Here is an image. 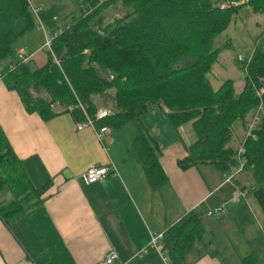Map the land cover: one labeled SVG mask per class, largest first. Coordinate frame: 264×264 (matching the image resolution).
<instances>
[{"label":"trees","instance_id":"trees-1","mask_svg":"<svg viewBox=\"0 0 264 264\" xmlns=\"http://www.w3.org/2000/svg\"><path fill=\"white\" fill-rule=\"evenodd\" d=\"M86 7L61 29L52 50L60 66L47 53V62L35 67L30 60L7 71L3 82L18 94L25 111L43 121L58 114L52 105H84L90 116L107 110L109 116L97 126L120 129L139 121L152 106H162L177 129L191 123L196 142L180 160V169L211 165L220 174L237 166V151L231 147L232 127L252 117L264 90V53L255 50L242 90L232 81L214 89L208 79L219 50L213 42L248 7L264 14V0H76ZM120 7L123 15L105 23L102 13ZM38 27L29 0H0V61L15 63L13 43ZM31 91L38 94L32 96ZM264 108V93L262 94ZM76 121L83 119L74 109ZM244 143V170H251L257 184L264 182V110ZM133 149L149 185L166 181L158 160V147L138 122ZM241 144V143H240ZM44 187L34 190L22 163L15 156L0 127V194L8 192L16 202L40 197ZM253 196L264 215V190ZM202 216L187 212L172 225L161 241L169 264H189L188 256L204 241ZM37 264H43L36 260ZM248 259H243L246 264Z\"/></svg>","mask_w":264,"mask_h":264},{"label":"crops","instance_id":"crops-1","mask_svg":"<svg viewBox=\"0 0 264 264\" xmlns=\"http://www.w3.org/2000/svg\"><path fill=\"white\" fill-rule=\"evenodd\" d=\"M42 27L22 36L27 40L15 49L27 53L37 67L47 62V56L45 62L36 59L44 51L42 42L47 36ZM1 70L0 127L34 190L44 189L40 197L21 203H15L8 192L0 194V264H37L36 260L43 264H104L110 252L118 257L113 264H169L155 250L140 258L136 255L152 236L163 235L187 212L201 215L202 225L206 215L214 221L224 219L228 227L225 218L237 219L249 204L248 194L243 198L245 207L238 200L231 203L235 187L246 192V186L241 188L234 179L241 172L224 175L211 165L180 169L178 162L187 157V149L197 138L191 123L175 129L162 106L150 107L139 118L158 147L166 177L160 186L152 187L132 148L137 128L125 132L131 122L108 131L99 142L89 129L76 131L74 116L62 113L64 107L58 104L52 105L58 115L43 121L36 113H27L18 94L6 88V72ZM110 164L115 174L96 184L84 182L87 168ZM228 175L231 181L226 180ZM217 207H226L227 214L207 216ZM236 227L240 229V225ZM209 240L195 246L189 264H225L210 251Z\"/></svg>","mask_w":264,"mask_h":264},{"label":"rangeland","instance_id":"rangeland-1","mask_svg":"<svg viewBox=\"0 0 264 264\" xmlns=\"http://www.w3.org/2000/svg\"><path fill=\"white\" fill-rule=\"evenodd\" d=\"M29 3L32 12L33 10H38L37 14L33 13V15L35 16L38 28L43 26L42 28H44L47 36H50L57 30L63 29L73 17H78L82 12L86 11V7L80 6L76 0H29ZM122 15V9L118 6L109 7L102 13L105 23H110ZM51 31L53 32L50 34ZM45 39L42 42V49H44ZM24 40L27 39L20 37L12 45L11 49L15 59L16 52L18 51L15 49ZM213 47L219 50V52L217 62L213 64L211 73L208 74L212 87L216 90L223 82L230 80L238 93L245 84L244 71L242 70V65L238 62V57L241 56L246 61L252 57L255 50L264 53V14L254 13L249 8L241 9L230 26L215 38ZM46 53L45 50L40 52L36 56V59L45 62ZM11 62V58L0 61L2 73L8 71V66ZM31 94L34 97L38 96L34 91H31ZM250 118L246 123L250 121ZM138 122L140 121H132L125 131L126 134H129L135 128H137L135 131L137 134ZM133 127L134 129H129ZM108 131L112 132L116 130L108 128ZM244 133L245 130L242 122H237L233 125L231 147L234 150H238L240 147V143L245 136ZM201 171L207 175L205 167L201 166ZM243 171L236 175L234 179L241 188L246 186L249 204L245 207L244 200L242 198L238 199L237 202L244 205L245 209L240 214H237L238 220L234 219L233 216L232 220L229 219L230 216L225 218V220H228V227H226V223H223L224 219L214 221V219H209L205 215L203 217V226L207 237L204 236V239L208 238V240H212L213 246L211 245L210 251L219 255L225 264H243L240 260L241 258L242 260H249L246 264H264V232L262 231L264 229V215L253 196V192L256 189L262 188L264 190V182L257 184L250 170ZM230 176L228 175L226 178H230ZM237 224L240 225V229L236 227L238 226ZM211 246L208 245L207 247ZM206 249L208 250V248Z\"/></svg>","mask_w":264,"mask_h":264},{"label":"built area","instance_id":"built-area-1","mask_svg":"<svg viewBox=\"0 0 264 264\" xmlns=\"http://www.w3.org/2000/svg\"><path fill=\"white\" fill-rule=\"evenodd\" d=\"M106 0H96L97 5H101ZM38 10H33V13L36 15ZM61 33V30H57L53 32L50 36H46L45 44H44V50L51 56L52 61L55 65L60 66L59 61L56 59L53 50H52V43L53 40L58 37ZM31 57H29L22 49L18 50L16 52V59L15 63H10L8 66V71H13L16 69V67L19 64H26L29 62ZM238 62L242 65V70L244 71V77H247V71H248V65L250 62L249 60H244L241 56L238 57ZM264 93V90H259L256 92L257 98L260 100V104L257 107L255 113L250 118V121L245 126V136L240 144V147L237 151V166L231 168L230 172L233 173H239L242 172L245 168V160L243 158V155L245 154L244 150V143L245 141L253 137L254 130L258 126L261 120V115L263 114V103H262V94ZM74 109H78L81 111L83 115V119L80 121L75 122V129L76 131L80 132L86 129H89L92 131L96 139L101 142L103 136H106L108 132V128L105 126H97V123L106 117L109 116V112L107 110H101L96 112V114L92 117L88 114L87 109L84 105L78 102L76 107H69L68 112H72ZM116 170L114 166L111 164L106 167L102 166H90L87 168V170L84 172L82 178L86 184H96L98 182L104 181L107 176L110 173L115 174ZM229 174V173H228ZM227 181H231V177L226 179ZM247 193L243 190H240L238 187H235V194L231 200V203H235L239 198H245ZM227 210L226 207H217L213 210H210L207 213V216L213 217V216H222L226 215ZM163 239V235H154L151 237L150 243L148 246L143 248L138 254L136 255L138 258L142 257V255L146 254L148 250H155L157 251L163 258L164 261L167 260V258L163 255V247L161 245V241ZM118 259L117 255L115 253L110 252L107 254V256L104 259V264H113Z\"/></svg>","mask_w":264,"mask_h":264}]
</instances>
